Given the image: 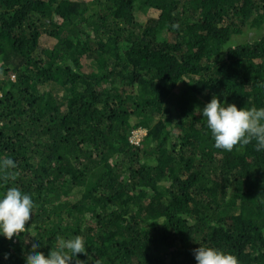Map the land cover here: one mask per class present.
<instances>
[{
  "label": "trees",
  "instance_id": "trees-1",
  "mask_svg": "<svg viewBox=\"0 0 264 264\" xmlns=\"http://www.w3.org/2000/svg\"><path fill=\"white\" fill-rule=\"evenodd\" d=\"M0 264H264V0H0Z\"/></svg>",
  "mask_w": 264,
  "mask_h": 264
},
{
  "label": "rangeland",
  "instance_id": "rangeland-1",
  "mask_svg": "<svg viewBox=\"0 0 264 264\" xmlns=\"http://www.w3.org/2000/svg\"><path fill=\"white\" fill-rule=\"evenodd\" d=\"M137 17H139L140 19H143V20H144L145 18L149 17V15H148L147 12H145V13H142V12H141V13H138V14H137ZM143 20H142V21H143ZM143 134H144V133H143Z\"/></svg>",
  "mask_w": 264,
  "mask_h": 264
}]
</instances>
